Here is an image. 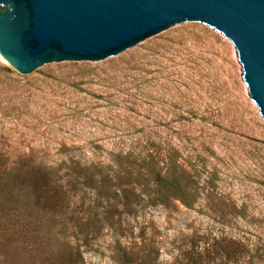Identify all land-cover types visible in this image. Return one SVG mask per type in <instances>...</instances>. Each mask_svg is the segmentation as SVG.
I'll return each mask as SVG.
<instances>
[{"label":"rangeland","instance_id":"obj_1","mask_svg":"<svg viewBox=\"0 0 264 264\" xmlns=\"http://www.w3.org/2000/svg\"><path fill=\"white\" fill-rule=\"evenodd\" d=\"M2 170L34 231L1 264H264V117L195 21L101 61L0 57Z\"/></svg>","mask_w":264,"mask_h":264},{"label":"water","instance_id":"obj_2","mask_svg":"<svg viewBox=\"0 0 264 264\" xmlns=\"http://www.w3.org/2000/svg\"><path fill=\"white\" fill-rule=\"evenodd\" d=\"M192 21L264 117V0H0V57L23 74L101 61Z\"/></svg>","mask_w":264,"mask_h":264},{"label":"trees","instance_id":"obj_3","mask_svg":"<svg viewBox=\"0 0 264 264\" xmlns=\"http://www.w3.org/2000/svg\"><path fill=\"white\" fill-rule=\"evenodd\" d=\"M9 173L7 171H0V183H9ZM13 185L8 184L5 188H0V212L8 217L7 220H0L2 228H0V237L7 239V246L12 244V241L19 242V236L31 233L34 231L32 222L22 218L19 207L21 206L18 198L13 194ZM3 216L0 215V219ZM15 242V243H16ZM1 264V263H0Z\"/></svg>","mask_w":264,"mask_h":264},{"label":"bare ground","instance_id":"obj_4","mask_svg":"<svg viewBox=\"0 0 264 264\" xmlns=\"http://www.w3.org/2000/svg\"><path fill=\"white\" fill-rule=\"evenodd\" d=\"M3 60H5V58H3Z\"/></svg>","mask_w":264,"mask_h":264}]
</instances>
